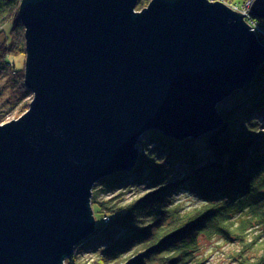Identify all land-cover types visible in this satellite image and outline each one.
I'll return each mask as SVG.
<instances>
[{
  "label": "water",
  "instance_id": "water-1",
  "mask_svg": "<svg viewBox=\"0 0 264 264\" xmlns=\"http://www.w3.org/2000/svg\"><path fill=\"white\" fill-rule=\"evenodd\" d=\"M21 0L29 109L0 123V264H66L96 228L93 189L151 130L218 129L264 44L222 1ZM250 14L264 20V0Z\"/></svg>",
  "mask_w": 264,
  "mask_h": 264
},
{
  "label": "trees",
  "instance_id": "trees-1",
  "mask_svg": "<svg viewBox=\"0 0 264 264\" xmlns=\"http://www.w3.org/2000/svg\"><path fill=\"white\" fill-rule=\"evenodd\" d=\"M20 5L21 0H0V120L29 93L24 72L8 60L9 55L26 51ZM10 20L13 25L7 34L3 26ZM258 38L264 44V36ZM6 86L14 93L1 100ZM218 108L224 119L218 129L185 139L148 131L140 140L136 165L100 181L108 191L125 182L145 184L147 189L135 186L139 194L129 203L99 199L95 187L100 183L95 184V231L66 258V264H79L76 254L100 235H109L112 242L92 264H107L108 257L117 256L124 264H196L201 241L213 235L237 240L243 247L249 244L248 224L255 220L264 225V63L251 83L235 89ZM179 188L195 193L201 203L178 204L172 193ZM116 233L122 235L115 238ZM262 248L253 256L244 255L243 248L231 264H264Z\"/></svg>",
  "mask_w": 264,
  "mask_h": 264
},
{
  "label": "rangeland",
  "instance_id": "rangeland-1",
  "mask_svg": "<svg viewBox=\"0 0 264 264\" xmlns=\"http://www.w3.org/2000/svg\"><path fill=\"white\" fill-rule=\"evenodd\" d=\"M150 2L151 0H139L136 6V10L137 11L142 10L144 7H147ZM255 21L257 24V28L255 31L256 34L258 36L259 35L264 36V20H261L263 21V24H260L259 21L257 20ZM12 25L13 22L12 20H10L3 26V29L7 34H9ZM26 58H27L26 51L25 53H20L17 55L12 54L8 56V60L12 64H14L17 69H22V71L24 72V76H25ZM13 93L14 92H12L11 86H6L2 90L1 100L7 98L11 99L10 96ZM32 99H33V92L29 90V93H25L24 96L21 97L19 101L15 103V106L11 108L4 115L3 119L0 120V123H5L20 117V115L24 114L29 109ZM145 136L146 133L142 136L140 140H145L143 139ZM140 145L141 144L139 143L138 147L141 150L142 146ZM100 181L98 183H100ZM147 181L149 180H145V182ZM104 184L105 183H100L95 187L98 191L97 193L98 198L102 200H106V202H110L111 204L116 203L117 205L127 204L139 194L138 192L139 189L138 187L135 186H141V189L144 188V186L146 188L145 184L137 185L132 182H125L122 185H118L117 188H114V191H108L106 189H103L104 187L102 186ZM188 191L189 190L187 189L179 188L177 191H174L172 193V197L175 199V201L178 204H181V206H184L183 204H185L187 206L189 205L190 207H193L198 203H201V200L195 195V193L192 192L190 193ZM119 194L121 195V197ZM101 220H102L101 217L97 215V222L98 221L101 222ZM106 220L108 221L109 217H106ZM251 222L252 223H249L247 227L249 232V238H248L249 244L243 247L239 241L237 240L234 241L232 239L230 240L229 238L220 235H213L211 237L204 238L201 241L200 248L196 253V258L200 260L196 264H231L232 261H234L233 257L237 256L239 252L243 250V248H245L244 255L248 254L249 256H253L255 254H258L260 251H262L263 249L262 246H264L263 244L264 225L258 226L255 220H252ZM114 229L116 231L120 230L118 226L115 227ZM121 231L123 230L121 229ZM120 234L121 233H116L115 238L119 237ZM97 238L99 239L98 241H94V243L90 246L88 245L83 246L82 249H80V252L76 254L77 255L76 259L79 264H92L94 258L96 257L95 255L96 254L98 255L99 252L104 250L109 245V243L112 242L109 241L110 239L109 235H100ZM107 264H124V262L123 259H118V256L108 257Z\"/></svg>",
  "mask_w": 264,
  "mask_h": 264
},
{
  "label": "built area",
  "instance_id": "built-area-1",
  "mask_svg": "<svg viewBox=\"0 0 264 264\" xmlns=\"http://www.w3.org/2000/svg\"><path fill=\"white\" fill-rule=\"evenodd\" d=\"M210 1H217V0H210ZM218 1H222L225 4H227L231 9H233L234 11L240 12L244 14L245 20L253 27V29L256 31L257 28V24H256V19L251 16L250 14V8L252 5L253 0H247L246 2L243 3H233V2H227L224 0H218ZM255 20H254V19Z\"/></svg>",
  "mask_w": 264,
  "mask_h": 264
}]
</instances>
